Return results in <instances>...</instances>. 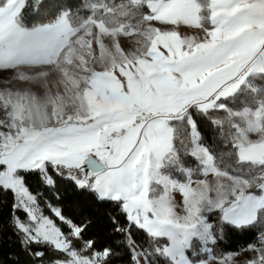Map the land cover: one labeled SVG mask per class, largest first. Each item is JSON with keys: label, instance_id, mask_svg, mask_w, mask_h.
Here are the masks:
<instances>
[{"label": "snow or ice", "instance_id": "6c2138e0", "mask_svg": "<svg viewBox=\"0 0 264 264\" xmlns=\"http://www.w3.org/2000/svg\"><path fill=\"white\" fill-rule=\"evenodd\" d=\"M0 73V264H264V0H0Z\"/></svg>", "mask_w": 264, "mask_h": 264}, {"label": "trees", "instance_id": "16d2710c", "mask_svg": "<svg viewBox=\"0 0 264 264\" xmlns=\"http://www.w3.org/2000/svg\"><path fill=\"white\" fill-rule=\"evenodd\" d=\"M26 22L32 23L33 21L29 19ZM32 183L34 186L39 187L35 179ZM58 188L62 195L61 206L65 209L66 213L79 219H93V234L101 236L106 234V226L108 223L107 216L114 211L111 205L97 203L88 194H79L75 192L68 182H59ZM46 194L50 198L53 196L51 191H47ZM6 223L7 212L5 210L3 213H0V259L6 258L7 254L12 250L7 243V231L4 228ZM136 238H140L139 234L136 235ZM254 239L255 236L251 231H249L247 235L236 233L229 237L230 243L233 247L252 242ZM116 264H125V262L117 259Z\"/></svg>", "mask_w": 264, "mask_h": 264}, {"label": "rangeland", "instance_id": "374dc122", "mask_svg": "<svg viewBox=\"0 0 264 264\" xmlns=\"http://www.w3.org/2000/svg\"><path fill=\"white\" fill-rule=\"evenodd\" d=\"M169 27H171V26H169ZM180 31H181L182 33L192 34L191 32H189V30H187V29L184 28V27H181ZM122 46L125 47L126 49L129 48V47L131 46V45L128 43V39H126V38H123V39H122ZM7 75H10V74L0 73V76H7ZM2 87H4V84H3L2 81H0V88H2ZM252 138L255 139L256 137L253 136ZM180 199H181V198H180L179 194H177V195H176V200H177V202H179ZM252 255H253L252 253L247 252V253H245L243 256L239 257L238 260L242 261V260H244L245 258H249V257H251Z\"/></svg>", "mask_w": 264, "mask_h": 264}]
</instances>
